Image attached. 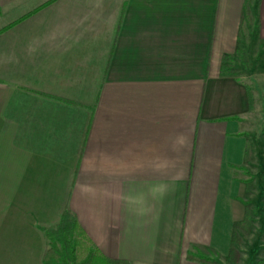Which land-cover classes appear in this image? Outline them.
I'll list each match as a JSON object with an SVG mask.
<instances>
[{
	"label": "crops",
	"instance_id": "crops-1",
	"mask_svg": "<svg viewBox=\"0 0 264 264\" xmlns=\"http://www.w3.org/2000/svg\"><path fill=\"white\" fill-rule=\"evenodd\" d=\"M46 1L0 0V29L29 12L0 31V264H42L64 207L128 264H234L254 239L264 264L232 68L236 47L264 66V0Z\"/></svg>",
	"mask_w": 264,
	"mask_h": 264
},
{
	"label": "trees",
	"instance_id": "trees-1",
	"mask_svg": "<svg viewBox=\"0 0 264 264\" xmlns=\"http://www.w3.org/2000/svg\"><path fill=\"white\" fill-rule=\"evenodd\" d=\"M48 1L50 0H47L44 3H47ZM41 5L37 6V8ZM27 14H29V12L20 16L16 20H19ZM13 22L2 27L0 31L11 25ZM234 55L239 62L243 64L245 63L246 57L242 48L236 47ZM220 72H228L224 63L221 64ZM247 90L249 108L253 109L255 96L251 88H248ZM248 152L249 145L247 144V146H245V156ZM249 222L250 218L247 210L242 220H240V225L246 227ZM40 229L45 240V246L41 255L42 264H128L125 260L109 258L101 254L79 225L74 214L67 207H64L61 210L59 218L55 224L41 227ZM235 241L236 238L233 234L231 243H234ZM237 256L238 253L236 248L230 247L227 254L228 259L231 262H234L236 261ZM187 258L201 261L209 259L199 251H188ZM256 264H258V261Z\"/></svg>",
	"mask_w": 264,
	"mask_h": 264
},
{
	"label": "rangeland",
	"instance_id": "rangeland-1",
	"mask_svg": "<svg viewBox=\"0 0 264 264\" xmlns=\"http://www.w3.org/2000/svg\"><path fill=\"white\" fill-rule=\"evenodd\" d=\"M256 53L258 52L249 48L245 53V63L243 64L238 61L232 66L233 73L245 80L253 90L255 96V104L251 110V119L249 121L250 132L248 131L246 136L252 152L250 157L251 162L248 166H241V170L237 172L240 176L245 177V182H247V185L253 191V194L248 197L252 219V229L249 230V233L256 227L261 213L264 211V144L262 143V139H260L264 121V66L261 64L259 58L253 57L257 55ZM257 245L258 241L256 239L246 243L245 257L242 259L237 258L233 263L256 264L257 261L255 259L259 251ZM217 261L218 264L226 263L225 260L222 262L220 257H217Z\"/></svg>",
	"mask_w": 264,
	"mask_h": 264
}]
</instances>
